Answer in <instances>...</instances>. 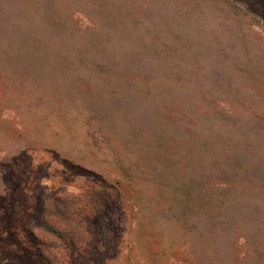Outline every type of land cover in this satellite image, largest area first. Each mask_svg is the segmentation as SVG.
Returning <instances> with one entry per match:
<instances>
[{
	"label": "rangeland",
	"instance_id": "374dc122",
	"mask_svg": "<svg viewBox=\"0 0 264 264\" xmlns=\"http://www.w3.org/2000/svg\"><path fill=\"white\" fill-rule=\"evenodd\" d=\"M64 190L69 264H264V0H0V264Z\"/></svg>",
	"mask_w": 264,
	"mask_h": 264
},
{
	"label": "trees",
	"instance_id": "16d2710c",
	"mask_svg": "<svg viewBox=\"0 0 264 264\" xmlns=\"http://www.w3.org/2000/svg\"><path fill=\"white\" fill-rule=\"evenodd\" d=\"M53 197L43 199L36 207L39 212L28 217L23 229L29 248L40 264H69L60 257V251L70 246L83 244L87 237L84 217L93 213L95 201L89 192L62 191Z\"/></svg>",
	"mask_w": 264,
	"mask_h": 264
}]
</instances>
